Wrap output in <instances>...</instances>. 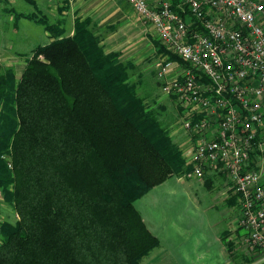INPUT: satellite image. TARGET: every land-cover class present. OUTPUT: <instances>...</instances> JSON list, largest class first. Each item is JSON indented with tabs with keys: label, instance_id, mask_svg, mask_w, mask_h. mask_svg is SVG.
Returning a JSON list of instances; mask_svg holds the SVG:
<instances>
[{
	"label": "trees",
	"instance_id": "16d2710c",
	"mask_svg": "<svg viewBox=\"0 0 264 264\" xmlns=\"http://www.w3.org/2000/svg\"><path fill=\"white\" fill-rule=\"evenodd\" d=\"M31 1L33 13L7 12L52 41L20 77L0 75V190L19 217L0 216V264H141L160 240L135 202L189 168L93 20L67 37Z\"/></svg>",
	"mask_w": 264,
	"mask_h": 264
},
{
	"label": "built area",
	"instance_id": "2783aa9c",
	"mask_svg": "<svg viewBox=\"0 0 264 264\" xmlns=\"http://www.w3.org/2000/svg\"><path fill=\"white\" fill-rule=\"evenodd\" d=\"M156 42L163 93L186 144L187 179L223 174L238 198V228L250 253H264V1L127 0ZM184 148V146L182 147Z\"/></svg>",
	"mask_w": 264,
	"mask_h": 264
},
{
	"label": "rangeland",
	"instance_id": "374dc122",
	"mask_svg": "<svg viewBox=\"0 0 264 264\" xmlns=\"http://www.w3.org/2000/svg\"><path fill=\"white\" fill-rule=\"evenodd\" d=\"M33 1L38 5L40 15L45 16L49 22L64 20L66 31L74 27L72 0ZM127 4V17L131 18L133 24L119 23L117 30L124 29L128 36L123 38L117 34L118 31L114 33L112 29H103L105 50L119 52L121 62L130 64V81L137 85L144 105L155 113L167 136L185 159L186 144L171 136L173 131L181 128V123L173 101L163 93L164 79L155 66L158 58L154 54V49L157 50L156 46L154 48L155 33L149 24L138 17L128 1ZM35 7L31 0H0V75L6 69H12L20 77L32 51L52 41L45 27L33 21L16 22L15 15L7 12L12 9L17 13L30 14L35 11ZM5 160L10 162L8 158ZM186 166L190 171L187 162ZM207 176L200 181L187 179L184 173L173 175L135 202L143 220H148V229L160 240V246L145 257L141 264H264V253L248 252L241 238H237V248L230 247L233 253L239 254L238 260L227 259L229 254L223 250L220 238L224 232L229 234L223 236L225 242L230 241L232 234L237 233V237L241 235L237 224V207L227 203V186L223 183L212 184L209 188L205 182ZM207 207L214 210L205 213ZM0 216L2 221L12 224L19 219L14 206L7 202L1 190ZM209 220L212 225H209Z\"/></svg>",
	"mask_w": 264,
	"mask_h": 264
},
{
	"label": "crops",
	"instance_id": "0c3cea01",
	"mask_svg": "<svg viewBox=\"0 0 264 264\" xmlns=\"http://www.w3.org/2000/svg\"><path fill=\"white\" fill-rule=\"evenodd\" d=\"M128 4L126 0H72V8L74 9V15H73V19H74V27H72L71 30L66 31V36L67 37H71L74 35V30H75V19L76 18H80L82 20H85L87 18H91L94 22V32L96 34H98L99 36L102 37V30L103 29H112L115 33V31H118V35L122 36L123 38L128 36V32H126L124 29L122 30H117V27L119 25V23L125 24L130 22V26H132V21L130 17H127L128 12H127V8H128ZM132 10V9H131ZM79 11V13H77ZM134 11V10H133ZM131 12V11H130ZM135 12V11H134ZM137 14V13H136ZM138 15V14H137ZM139 17V15H138ZM141 19V18H140ZM22 20H27V19H22ZM142 20V19H141ZM21 21V20H20ZM19 21V22H20ZM30 21V20H27ZM16 22H18L16 20ZM66 23V22H65ZM146 24V23H145ZM153 42V41H152ZM155 44H154V48L156 46V39L154 40ZM103 44L106 47V41H104L103 39ZM158 45V44H157ZM157 48V46H156ZM159 50L157 48L154 49V54L158 55ZM253 163H254V167L257 168L261 173H262V181L264 184V153H260L259 151L256 152V154H254L253 158ZM221 174H217V173H210L207 176L206 179V184H208L209 186L212 184H222V185H226L227 188L230 190V185L226 179V177H224ZM202 181V180H200ZM211 188V187H209ZM229 198L227 200V203L237 207L238 202L234 203V199H235V195L233 193V191H229ZM213 201H215V198H213ZM214 210V208H206L204 210L205 213H210L212 212V210ZM146 221V224L149 226L148 220L144 219ZM209 225H212L211 220H209ZM226 234V235H224ZM229 234H227L226 232L221 233V242L223 243V250L228 252V258H230L232 261H236V259L238 258V253L237 255L235 254L236 252H232L230 249V245L232 247H236V243H237V238H242V234L239 235L237 237V233H235L234 235L232 234L229 237L230 241L225 242L226 240L223 239V236L226 237ZM234 254V255H232ZM238 260V259H237ZM251 260V259H250Z\"/></svg>",
	"mask_w": 264,
	"mask_h": 264
}]
</instances>
